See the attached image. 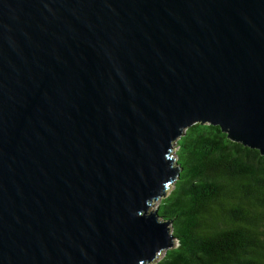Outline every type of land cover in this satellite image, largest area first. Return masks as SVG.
<instances>
[{"label": "water", "instance_id": "obj_1", "mask_svg": "<svg viewBox=\"0 0 264 264\" xmlns=\"http://www.w3.org/2000/svg\"><path fill=\"white\" fill-rule=\"evenodd\" d=\"M264 155V0H0V264H148L174 144Z\"/></svg>", "mask_w": 264, "mask_h": 264}, {"label": "trees", "instance_id": "obj_2", "mask_svg": "<svg viewBox=\"0 0 264 264\" xmlns=\"http://www.w3.org/2000/svg\"><path fill=\"white\" fill-rule=\"evenodd\" d=\"M176 153L182 170L158 205L176 244L148 264H264V155L201 122Z\"/></svg>", "mask_w": 264, "mask_h": 264}, {"label": "rangeland", "instance_id": "obj_3", "mask_svg": "<svg viewBox=\"0 0 264 264\" xmlns=\"http://www.w3.org/2000/svg\"><path fill=\"white\" fill-rule=\"evenodd\" d=\"M174 146L176 147V143L174 144ZM176 150V149H175ZM173 187V184L168 188V190H167V194L170 192V190H171V188ZM161 200H162V198H158L157 200H155L154 201V203L152 204V206H151V208L150 209H155V208H157L158 207V205H159V203L161 202ZM164 253V252H163ZM161 256H162V254H161ZM160 256V257H161ZM158 259H159V257H158Z\"/></svg>", "mask_w": 264, "mask_h": 264}]
</instances>
